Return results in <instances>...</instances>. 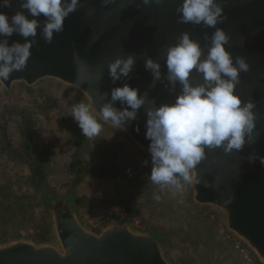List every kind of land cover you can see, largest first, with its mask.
I'll return each instance as SVG.
<instances>
[{
  "label": "water",
  "instance_id": "water-1",
  "mask_svg": "<svg viewBox=\"0 0 264 264\" xmlns=\"http://www.w3.org/2000/svg\"><path fill=\"white\" fill-rule=\"evenodd\" d=\"M181 2L154 0L145 5L142 0H81V6L65 19L64 30L54 34L51 43L44 41L38 28L26 68L13 71L0 85L10 93L17 83L33 87L43 80H53L78 90L97 110L110 98L111 88L125 82L138 87L141 93L147 91L149 100L154 99L157 106L174 102L180 85L174 91L165 87L166 81L150 87L152 75L144 67L145 58L158 60L162 72H166V48L175 44L184 31L200 42L205 55L214 31L178 22L176 8ZM218 2L224 7L226 19L217 27L231 36L226 47L234 57L244 56L249 64V70L240 73L235 90L243 100L254 104L258 135L256 142L245 145L238 155H226L220 148L206 149V158L196 168L201 183L190 188L193 202L221 215L226 230L264 264V163L260 159L264 157V0ZM17 9L19 0H13L11 8L0 10L11 15ZM39 19L42 27L44 17ZM205 33L209 39H205ZM23 39L13 34L9 42ZM74 53H79V70ZM130 53L135 54L136 62L129 77L114 84L108 75V63ZM100 72L103 79L96 82ZM191 79L193 83L202 82V74L193 70ZM103 92H109V97L102 99ZM146 106L122 131L150 159L149 140L145 138ZM116 107L122 106L116 102ZM250 156L254 162L248 161ZM205 182L213 187H205ZM49 199L55 243L18 239L0 244V264H172L166 260L161 236L136 230L129 219L112 222L96 233L79 220L72 196L51 195Z\"/></svg>",
  "mask_w": 264,
  "mask_h": 264
},
{
  "label": "rangeland",
  "instance_id": "rangeland-1",
  "mask_svg": "<svg viewBox=\"0 0 264 264\" xmlns=\"http://www.w3.org/2000/svg\"><path fill=\"white\" fill-rule=\"evenodd\" d=\"M78 102L88 103L78 90L53 80L33 87L17 83L10 93L0 85V113L7 107L12 111L10 148L22 151L18 124L22 117L32 120L30 160L45 166L51 192L81 200L75 204L74 199L73 207L85 228L98 233L126 218L136 230L161 236L166 260L172 264H260L226 230L221 215L193 202L190 186L175 192L161 191L152 184L148 179L151 165L143 164L150 159L122 130L101 122L100 136H83L71 116L72 106ZM69 126L84 140L79 156L84 166L95 169L76 182L68 170L76 150ZM0 164L2 192L14 198L8 209L0 206V244L18 239L54 244L49 207L40 201L44 192L28 182V164L7 152L0 153ZM154 194L161 195V200L156 201Z\"/></svg>",
  "mask_w": 264,
  "mask_h": 264
},
{
  "label": "clouds",
  "instance_id": "clouds-1",
  "mask_svg": "<svg viewBox=\"0 0 264 264\" xmlns=\"http://www.w3.org/2000/svg\"><path fill=\"white\" fill-rule=\"evenodd\" d=\"M151 4L154 0H142ZM159 3L160 0H155ZM13 0H0V9L11 8ZM81 0H19V9L9 13L0 10V81L9 79L13 71L26 68L31 48L36 43L38 28L46 43H51L54 34L64 30L65 19L78 7ZM27 10V12L23 11ZM176 11L180 23H191L213 28L207 54L198 40L184 31L175 44L165 52L166 72L161 63L148 56L144 67L151 72L150 87L166 81L165 87L180 91L174 102H163L158 106L149 100L147 91L141 93L138 87L125 82L101 93L105 99L99 110L92 103L78 102L72 106L71 116L83 136L92 139L100 136L103 122L110 123L117 130H126L125 125L137 118L142 106H146L145 138L149 140L151 183L159 189L182 192L187 186L201 183L196 168L206 158L207 150L220 148L226 155H238L245 145L256 142V115L254 104L245 101L236 92L240 73L249 70V64L242 55L233 56L226 45L231 36L219 23L226 19L224 7L218 0H182ZM43 16V24L39 17ZM13 34L23 37L9 42ZM205 39H209L205 33ZM79 70V53H74ZM136 62L135 54L117 56L108 63V75L116 81L129 77ZM202 74V82L193 83L191 74ZM79 79V76L77 77ZM103 79V72L96 74V82ZM116 102L122 106L116 107ZM139 131V127L136 129ZM264 163V157H261ZM248 161L254 162L253 157ZM205 187H213L204 183ZM156 201L161 195L154 194Z\"/></svg>",
  "mask_w": 264,
  "mask_h": 264
},
{
  "label": "trees",
  "instance_id": "trees-1",
  "mask_svg": "<svg viewBox=\"0 0 264 264\" xmlns=\"http://www.w3.org/2000/svg\"><path fill=\"white\" fill-rule=\"evenodd\" d=\"M11 108H5L2 110L0 113V153L7 152L9 155H12L14 157H17L19 159L25 160V162L28 164L27 166L30 169V178L28 180L29 184L37 190H40L44 192L43 196L41 197L40 201L42 203H45L47 207H49V196L51 195H56L53 192H51L46 185V168L43 164H41L38 161H31V153L33 152L32 146L30 143V138L33 133V127L34 123L30 119H23L20 122L19 126V133L22 137V151L21 152H16L13 151L10 148V141H9V136H8V126L9 122L12 120V111L10 110ZM69 130L71 131V136L74 138V144H75V158L73 159V162L69 166V172L71 175L74 177V182L78 181L81 179V176L83 177L84 175L92 174L95 172V169H91L88 167H85L83 162L80 159V148L84 143V140L82 139V136L78 133V130L71 128L69 126ZM77 131V134H76ZM40 158H44L42 154H39ZM2 164H0L1 168ZM98 172V171H97ZM2 174V171L0 170V176ZM1 177H0V206L3 208V210H6L9 208V206L13 201L14 198L8 196L9 194H6L2 192L4 190V184L1 182ZM69 196H72L71 194H67ZM73 197V196H72ZM75 199V204L81 202V200Z\"/></svg>",
  "mask_w": 264,
  "mask_h": 264
},
{
  "label": "built area",
  "instance_id": "built-area-1",
  "mask_svg": "<svg viewBox=\"0 0 264 264\" xmlns=\"http://www.w3.org/2000/svg\"><path fill=\"white\" fill-rule=\"evenodd\" d=\"M244 252V251H243Z\"/></svg>",
  "mask_w": 264,
  "mask_h": 264
}]
</instances>
